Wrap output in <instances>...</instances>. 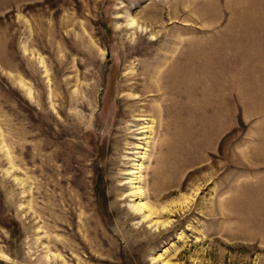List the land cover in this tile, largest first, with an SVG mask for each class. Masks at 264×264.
I'll use <instances>...</instances> for the list:
<instances>
[{
    "label": "rangeland",
    "instance_id": "obj_1",
    "mask_svg": "<svg viewBox=\"0 0 264 264\" xmlns=\"http://www.w3.org/2000/svg\"><path fill=\"white\" fill-rule=\"evenodd\" d=\"M190 40L198 80L168 94L162 133L144 109L134 135L122 100L159 98L145 64ZM263 77L264 0L1 4L0 264H264ZM156 134L161 153L140 140Z\"/></svg>",
    "mask_w": 264,
    "mask_h": 264
},
{
    "label": "bare ground",
    "instance_id": "obj_2",
    "mask_svg": "<svg viewBox=\"0 0 264 264\" xmlns=\"http://www.w3.org/2000/svg\"><path fill=\"white\" fill-rule=\"evenodd\" d=\"M194 2L195 1H192L193 4H195ZM190 13L194 14L195 10L192 9ZM173 14H175V13L173 12ZM161 15H162L161 11H159L158 8L153 7L152 9H149L146 12V14H145L143 19H144V22L154 23L153 21H157L161 17ZM239 18H240V16H239ZM240 20L242 21V19H240ZM127 26L130 27V28H136V30L142 29L139 26V24H138V20H135L134 18H131V19H129L127 21ZM190 41H191V44H190L189 48L191 50H190V52H189L187 57L179 59L178 56H177V58H175L173 60V59H171V58H169L167 56H164L163 58H161V60L158 61V63L153 68L151 67L152 70L150 68V64L149 63L145 64V66H144L145 71L144 72H145V77L147 78V83H145L144 87H142L140 93L143 96L146 95V94L153 93V92L157 93V95L159 93V96H158L159 98H157L154 101H152L153 103L151 101H146L145 98H143V99L140 98L141 99L140 101H142V102L146 101V102H144L145 104H142V105H139V106H138V104L137 105L135 104L136 103L135 99L131 100V98L130 99L125 98L124 100H122V101H125V104H124V107L122 106V110H121V114H120L121 115L120 116L121 123L123 121H125L126 119L129 120V118H130V121H132V123H131V125L129 126L128 129H132V130L134 129V133H133L134 135L135 134L136 135H144V134H148L149 135V134H152V131H153L152 127H150V126H146L145 127V124H143V123L146 122V120L144 119V117H145L144 109H148V111H151L156 116L155 119L158 122V124H157L158 125V131L157 132L161 131V133H162V127L164 125L163 123H164V119H165L164 118L165 117L164 116V112L167 111V110L169 111L168 108H169V105H170V104L167 105V103L170 101L169 99H167V97H170V96H168V94L172 93L174 95L173 97H179L180 96V91H181L180 87H182L183 84H185V83L186 84H188V83L195 84V81L198 80V79L195 78L196 75L194 74V68H195L194 65H195V60L197 58L196 57V51H197L196 49H198V48L196 47V42H194L192 40H190ZM179 45L180 44H178V45L176 44L175 46H173L172 49L174 51V54L176 53L175 51H177L176 49L179 47ZM185 46H187V45H185ZM166 48H168V47H166ZM155 60H156V58H155ZM182 63H185L187 67L182 68V70H181L180 65ZM207 63H208V60H207ZM141 69H143V68H141ZM178 69H180V70H178ZM131 77H132V75H131ZM143 78H144V76H143ZM124 80H126V77H125ZM132 81H134V80H132ZM145 81H146V79H145ZM130 91L132 92L133 90L131 89ZM128 97H129V95H128ZM173 101H176V100L173 99ZM133 118H137V119L136 120H132ZM259 129H260V127H259ZM176 132H178V131H176ZM156 135L158 136V134H156ZM160 136H161V139H160ZM158 139H160V140L158 141ZM140 140H143V143H145L146 147H151V149L153 148L152 150H154L156 148L157 150H160V153H161L162 148L164 147L165 142H166V137L163 138V135L160 134L157 138L155 137V140L152 141V142H148L147 138H145V137H140ZM263 144H264V138H261V139H259V141H257V144H256L254 150L252 149L254 151L253 152L254 155H257V157L259 159H260L261 155L264 154V151H263V148H262ZM155 145H156V147H155ZM40 147L44 148V146H41V145H40ZM161 155L163 156L164 154H161ZM52 158L53 157H50V160ZM144 159H145V156H142V160H144ZM159 161H161V160H159ZM133 167H135V166H133ZM136 167H139V170L137 171V173L129 174L131 177H133L134 175L137 177V178L135 177V179L128 180L127 184H129L131 186L134 185V184H140L141 182H143V184H145L144 177H142L141 174L144 173L145 171H147L148 168H146V167L143 168V164H136ZM42 168H43V164H42ZM151 172L153 174V171H151ZM155 175H156V173H155ZM168 175L164 174L163 178H165V179L167 178V181H170L171 179H168ZM153 179L155 180V178H153ZM133 181H135V183H132ZM156 181H157V179H156ZM155 185L157 186L158 183L156 182ZM131 191H133V190H131ZM133 196H135V197H137L139 199V201L136 204V206L134 205V208L135 209L137 208L138 209L137 211H139V212H142L143 209H146L147 210L145 212L146 215L142 216V218H144V220L149 219L151 217V208L152 207L148 206L147 204L144 205V204L141 203L142 197H144L145 199L147 198L145 190L143 192H141L140 188H139V189L135 190V192L133 193ZM257 204H259V203H257ZM257 204L254 201H252V203L249 202V208L252 209V207H257ZM247 212H250V210L247 211Z\"/></svg>",
    "mask_w": 264,
    "mask_h": 264
},
{
    "label": "crops",
    "instance_id": "obj_3",
    "mask_svg": "<svg viewBox=\"0 0 264 264\" xmlns=\"http://www.w3.org/2000/svg\"><path fill=\"white\" fill-rule=\"evenodd\" d=\"M18 0H6L5 2L2 0H0V5L2 4V5H4V4H6L7 3V5L8 6H11V5H14L15 4V2H17ZM263 82H264V77H263ZM259 91H260V95H262V94H264V85H263V91H262V89L260 90L259 89ZM260 95H259V97H260ZM263 100H264V98H263Z\"/></svg>",
    "mask_w": 264,
    "mask_h": 264
}]
</instances>
